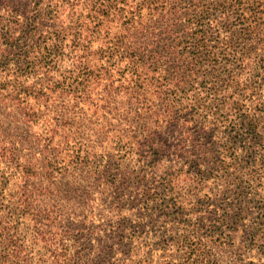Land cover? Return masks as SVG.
<instances>
[{
	"label": "trees",
	"instance_id": "obj_1",
	"mask_svg": "<svg viewBox=\"0 0 264 264\" xmlns=\"http://www.w3.org/2000/svg\"><path fill=\"white\" fill-rule=\"evenodd\" d=\"M16 1L21 4L23 0H0V3L3 2L12 9ZM82 1L83 6L88 2L91 4V10L95 15L109 17L112 9L116 14L124 11L123 15H119L120 25L116 29H125V32L119 34L116 31L114 35H117L116 42L92 55L96 57L101 51L102 54L97 61L101 63L104 60L103 64H107V68L101 66L95 69L84 57L74 62L69 71L75 75L72 84L80 87L81 92L88 88L89 83L99 82L96 77L99 75L102 76V80L110 81L105 85L109 89L114 88L115 75L122 80L118 86L120 92L117 94L125 98L123 109L127 110L112 108L111 105H120L118 102L120 98L115 101L107 95L108 100L100 106L101 120H113L115 124L127 126L123 133L118 132V136L112 135V139H118L121 155H111L112 161L108 166H104L103 169L96 168L97 175L101 173L114 183L116 172H122L121 179L125 181L135 179L134 184L145 186L143 194L145 200L156 199L162 192L165 199V194L172 193L175 187L173 172L165 170L163 175H158L161 168L165 169L160 164L159 151L169 150L167 136L173 134V129L182 126L175 130L181 132L184 127L190 126L191 129L192 124L202 131H205L208 124H214L216 121L224 127L226 136L224 145L211 148L212 158H218L219 161L216 160V163L218 162L224 169L227 165L230 166L225 165V161L219 158L225 149L233 154L234 146H237L250 154L248 156L254 153V142L258 138L256 118L254 114L249 115L243 111L245 102L255 103L258 82L262 79L259 72L262 73L264 70V0H138L136 4L134 0H112L113 7L107 0ZM128 1L134 4L130 5L129 12L125 13L124 8L117 7L120 3L127 5ZM44 14L39 13L40 16ZM19 23L16 14L11 10L6 15H0V95L16 101L22 93L27 96L44 94L46 86H27L21 77L35 74L40 69L45 70L47 62L59 49L57 43L52 44L50 50L45 48L40 51L38 44L23 48V42L21 44L14 38L17 31L14 25H20ZM33 25L21 24L25 30L20 29V32L24 35L30 34L34 30ZM76 32L74 40L71 41L73 46L70 47V52L74 53L80 48L81 38V32ZM227 34L230 36L226 37ZM257 46L262 50L261 53H255ZM103 89L109 90L105 87ZM234 96H239L240 99L235 100ZM18 114L29 121H20L19 125L10 128L16 134L12 138L13 141H7L8 146L0 148V158L8 161V164L15 161L14 175L24 183L20 188L19 197H16L5 190L12 173L6 177L0 175V264H78L81 252L80 255L69 253L62 255L51 249V238L45 240L48 253H42L41 257H37L38 253L26 243L25 234L20 232L23 219L30 216L28 192L31 191L28 186L30 178L35 173H30L33 170L30 167V160L22 153L24 146L28 145L32 138L28 124L34 119V115L21 110ZM0 115L2 116L1 113ZM4 118L6 119L5 116ZM68 122L71 123L70 120ZM76 124L78 128L83 126L80 121ZM7 132L6 135H10ZM193 135L192 142L195 144L199 131ZM130 140L136 141L139 145L138 150L129 146ZM179 141L176 146L171 144V147H175L180 153V161L186 160L192 167L198 169L192 183L189 184L195 191L184 200L191 204V208L173 202L171 207L175 213L173 219L182 218L179 222L188 221L191 217L185 216L191 214V209L195 211H201L203 207L209 209L210 206H215L217 199V205L209 209L208 215L213 217V224L219 231L224 233L223 229L229 223L235 232L239 226L246 225V230L248 229L244 239L246 243H242L235 255L240 254L244 247H256L257 244L264 250V196L260 195V192L251 191V180L240 181L241 179L236 184L232 183L231 195L224 191L219 196L216 194L202 196L198 188L203 179L212 176L213 172L207 173L211 167L207 160H203L194 152L187 153L183 146L184 140ZM16 143L21 144L20 147H17ZM121 146L123 147L120 148ZM146 149L152 157H140ZM203 153H207L204 148ZM97 154L78 149L74 159L62 167V171L67 173V170L71 169L80 171L88 169L95 163L93 161ZM133 155L138 156L135 163L140 167L139 171L130 168V162L127 163ZM170 162L176 164L175 160ZM203 163L206 166L202 169ZM242 163L243 159L237 163L238 168H247ZM259 163L263 167L255 168L251 162L245 163L251 168L248 174L252 173V179L255 178L256 171L259 169L264 171V160L261 159ZM48 166L49 163L45 165V169ZM147 169L151 173L153 171V182H159V191L152 193L143 183L144 177L138 174ZM256 179L258 185L263 184L261 175H257ZM68 192L65 191L64 194ZM230 197L236 203L233 206L227 202ZM47 215L49 216L48 213ZM246 219L248 224L243 222ZM202 224V221L191 224L194 227L193 234L203 228ZM210 242L208 239L194 236V240L186 242L185 260L190 264H219L216 254L211 252ZM222 243L233 246V238L225 239ZM81 245L82 243H79V246ZM104 264L116 262L109 261Z\"/></svg>",
	"mask_w": 264,
	"mask_h": 264
},
{
	"label": "rangeland",
	"instance_id": "obj_2",
	"mask_svg": "<svg viewBox=\"0 0 264 264\" xmlns=\"http://www.w3.org/2000/svg\"><path fill=\"white\" fill-rule=\"evenodd\" d=\"M81 1L23 0L21 4L16 1L12 9L5 3H0V15H6L11 10L16 14L20 25L34 24V30L28 35L20 32V29L25 30V27L14 25L17 30L14 38L21 44L23 42V48L38 44L40 51H43L45 48L47 50L52 48L51 45L54 43H57L59 47L56 54H52L54 56L47 62L45 70L40 69L35 74L21 77L22 82L24 81L27 86H46L43 95L27 96L22 93L18 101L0 95V113L2 114L0 115V148L8 146L7 141H13L12 138L16 132H13L11 127L19 125L20 121H29L19 116L20 110L34 115V119L28 124L32 135L31 141L22 150V153L26 154L25 157L30 160V167L33 169L30 173H35L30 178L28 186L31 191L28 192L30 216H25L20 228V232L26 236V243L38 253L37 257H41L42 253H48L45 240L51 238V249L62 255L66 253L80 255L81 252L78 264H104L109 261H115L116 264H137L136 262L138 264H190L185 260L184 252L187 243L197 236L211 241V252L216 254L219 264H264V250L258 244L256 247H244L240 254L235 255L239 252L238 249L242 243H246L244 239L248 229L246 230V225L239 226L235 232L229 223L223 229L224 233L219 231L213 224V217L208 215L209 209L217 205V199L215 206H210L209 209L205 207L201 211L191 209V214L185 216V218L188 216L191 218L185 222H179L182 218L173 219L175 213L171 208L173 202L182 203L191 208V204H187L184 200L195 191L189 184L192 183L198 169L192 167L186 160L180 161V153L175 147H171V144L176 146L180 143L179 140H184L183 146L187 153L194 152L203 160H207L211 167L207 173L213 172L212 176L203 179L198 188L202 196L205 194L219 196L224 191L231 195L232 183L236 184L240 179V181L251 180V191L260 192V195L264 196V171L259 169L255 172L261 175L263 183L258 185L257 175L255 174V178L252 179V173L248 174L250 166L245 164L251 162L255 168L263 167L259 162L261 159L264 160V70L262 73L259 72L262 79L258 82L255 103L245 102L243 111L249 115L254 114L256 118L258 138L254 142V153L248 156L250 154L237 146H234L233 154L225 149L219 158L225 161V165L230 166L227 165L224 169L218 162L216 163L219 159H213L211 153V148L224 145L226 141L224 127L218 121L208 124L205 131L196 129L193 124L191 129L190 126L184 127L181 132L175 130L182 126L175 128L172 130L173 134L167 136L169 150L159 151L160 164L165 169L161 168L158 173L163 175L165 170L173 172L175 189L172 193L165 194V199L162 192L163 194L160 193L156 199L145 200L143 196L145 186L134 184L135 179H126V181L121 179V171V173L116 172L114 183L101 173L99 175L95 173L97 169H103L111 163V155H121L118 139H112V135L118 136V132L123 133L127 126L115 124L113 120H101L100 106L108 100V96L115 101L120 98L118 100L120 105H111L112 108L127 110L123 109L125 98L117 94L120 92L118 86L122 80L115 75L114 88L109 89L105 85L110 81L102 80V76L99 75L96 76L99 82L89 83L88 88L81 92L80 87L72 84L75 75L69 71L74 62L84 57L95 69L101 66L107 68V64H103L104 60L101 63L97 61L102 54L101 51L98 52L99 55L96 54V57L92 55L101 48L106 49L112 46L117 39V35L114 36L116 31L119 34L125 32V29H116L120 25L121 16L119 15H123L124 11L116 14V11L112 9L109 17L95 15L91 10V4L88 2L86 6H83ZM107 1L113 7L112 0ZM137 1L134 0V3L136 4ZM130 5L134 6L128 1L127 5L120 3L117 7L124 8L127 13L130 11ZM39 13L45 14L40 16ZM114 15L117 16L114 17ZM115 18L117 19L114 20ZM76 31L81 32V38L80 48L74 53L70 52V47L73 46L71 41L74 40ZM227 36L230 35L227 34ZM259 48L257 46L255 53L262 52ZM91 59L94 61L92 62ZM103 87L109 90H104ZM64 90L67 91L64 92ZM234 99L239 100L240 97L234 96ZM69 120L71 123L68 122ZM77 121L83 123V126L78 128ZM7 131L10 135H6ZM198 131L199 137L197 135L194 144L193 134H198ZM67 143L70 146H67ZM128 144L138 150L139 145L136 141L130 140ZM197 144L200 145L196 146ZM20 145L16 143L17 147ZM203 148L207 150L206 154L203 153ZM78 149L98 153L93 161L95 163L83 171L78 169L67 170V173L62 171V167L74 159ZM145 151L140 157H152L149 156L148 149ZM137 157L133 155L131 157L133 161L128 159L127 163L130 162L129 167L139 171L140 167L135 163ZM242 159V164L247 167L245 169L237 166ZM170 160H175L176 164H172ZM14 163L15 161H12L8 164V161L0 158V175L6 177L12 173L5 190L6 193L19 197L20 188L24 182L14 175L16 172ZM48 163L49 166L45 169ZM204 166L206 165L203 163L202 169ZM138 174L144 177L143 183L152 193L159 191V182H153V171L151 173L147 169ZM65 191L69 192L64 194ZM227 202L230 206L236 204L231 197L227 199ZM201 221L203 228L193 234L194 227L191 224ZM243 222L248 224V219ZM231 237L233 246L222 243ZM79 243L82 245L79 246Z\"/></svg>",
	"mask_w": 264,
	"mask_h": 264
}]
</instances>
